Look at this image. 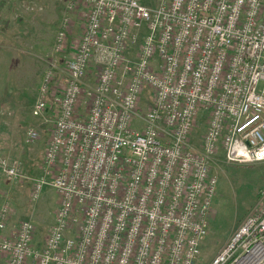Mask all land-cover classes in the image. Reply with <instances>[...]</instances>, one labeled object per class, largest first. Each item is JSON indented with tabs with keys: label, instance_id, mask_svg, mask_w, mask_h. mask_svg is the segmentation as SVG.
Wrapping results in <instances>:
<instances>
[{
	"label": "built area",
	"instance_id": "2783aa9c",
	"mask_svg": "<svg viewBox=\"0 0 264 264\" xmlns=\"http://www.w3.org/2000/svg\"><path fill=\"white\" fill-rule=\"evenodd\" d=\"M79 3L84 27L31 193L56 190L53 223L39 243L35 224L21 220L0 237V255L5 264H199L217 185L211 163L264 162V0L68 7ZM67 27L64 16L57 50ZM91 67L98 74L85 87ZM53 77L43 76L37 112L47 110ZM38 137L29 128L25 142ZM0 168L20 176L16 162L0 159ZM207 264H264V203Z\"/></svg>",
	"mask_w": 264,
	"mask_h": 264
},
{
	"label": "rangeland",
	"instance_id": "374dc122",
	"mask_svg": "<svg viewBox=\"0 0 264 264\" xmlns=\"http://www.w3.org/2000/svg\"><path fill=\"white\" fill-rule=\"evenodd\" d=\"M158 2L142 0L151 9ZM68 3L69 0L63 3L60 0L55 5L38 2L33 10L28 8L12 15L5 13L6 5H0V159L16 162L20 169L17 179L8 180L0 168V209H6L7 227L0 233L12 231L21 220H31L39 243L53 223L59 197L51 185L45 184L37 199L32 200V187L36 178L42 176V156L59 112L60 91L87 15L85 6L79 3L69 8ZM64 16L68 17L65 42L57 50V32ZM135 46L130 45V49ZM47 71L54 73L47 96L48 107L37 112L34 104ZM97 74V69L92 68L83 79V86H91ZM150 97V90L145 88L141 101L143 112L150 104ZM85 111V104L81 102L76 114L83 115ZM29 128L35 129L39 137L26 143ZM203 128L200 126L194 137L199 136ZM211 171L217 176V185L199 264H207L240 222L264 203V162L227 163L219 155L211 163Z\"/></svg>",
	"mask_w": 264,
	"mask_h": 264
},
{
	"label": "crops",
	"instance_id": "0c3cea01",
	"mask_svg": "<svg viewBox=\"0 0 264 264\" xmlns=\"http://www.w3.org/2000/svg\"><path fill=\"white\" fill-rule=\"evenodd\" d=\"M35 1H38L41 4L55 5L60 0H0V5H2V4L6 5L7 9H6L5 13L8 15H12V14H15V12L17 14H19L21 11H23L24 9L27 10L28 8L33 10L34 5H39L38 2H35ZM61 2L63 3L64 0H61ZM2 10L3 9H1V12H2ZM53 218H54V216H53ZM52 222H53V219H52L51 223ZM10 232L11 231H8L6 233H0V237L2 238L4 235H8V234H10ZM0 264H5V257L3 255H0Z\"/></svg>",
	"mask_w": 264,
	"mask_h": 264
}]
</instances>
